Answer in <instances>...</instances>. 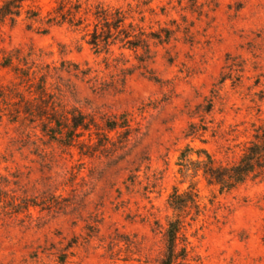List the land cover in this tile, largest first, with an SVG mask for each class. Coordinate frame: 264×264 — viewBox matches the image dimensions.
Segmentation results:
<instances>
[{
	"label": "rangeland",
	"instance_id": "1",
	"mask_svg": "<svg viewBox=\"0 0 264 264\" xmlns=\"http://www.w3.org/2000/svg\"><path fill=\"white\" fill-rule=\"evenodd\" d=\"M99 8L141 45H92ZM263 127L264 0L26 1L0 25V264H158L183 151L234 163ZM197 186L181 264H264V171Z\"/></svg>",
	"mask_w": 264,
	"mask_h": 264
},
{
	"label": "trees",
	"instance_id": "2",
	"mask_svg": "<svg viewBox=\"0 0 264 264\" xmlns=\"http://www.w3.org/2000/svg\"><path fill=\"white\" fill-rule=\"evenodd\" d=\"M26 1L31 0H3L0 5V25L7 19L14 21L15 18L20 16ZM99 9L95 13V26L91 32V40H89L92 45L100 47L102 40L107 45L115 43L117 40L134 47L141 45L139 44L140 42H133L134 39L143 41L144 38L140 34L134 31H124L125 20L128 17L124 10L121 8H117L114 11L109 8ZM36 15L37 12L33 14V16ZM72 18L74 20L73 14ZM54 19L52 18V20ZM73 20H70L71 23ZM165 33V36L156 34L154 37L160 43L166 42L170 39V32L166 30ZM85 119L86 116L84 115L70 118V131L78 127L85 129V127L95 125L91 118L87 121ZM123 120V122L127 123L124 117ZM124 125L127 126V124ZM120 126H122L121 122L116 119L105 121V127L109 131L117 130ZM73 136L68 135L65 142L67 145H72ZM188 150H184L181 154L179 172L183 177V181H189V185L182 192L175 187L169 197V205L173 209L176 218L168 222L166 229V252L158 264H181L186 259V250L184 247L178 248V243L182 235V216H185L188 209L198 202V177H202L208 186L218 187L220 192H229L249 178L259 175L264 171V127L254 135L244 153L234 163L223 164L217 161L213 154L203 148L195 151L197 158L193 159L189 157ZM191 151L194 150L191 149Z\"/></svg>",
	"mask_w": 264,
	"mask_h": 264
}]
</instances>
